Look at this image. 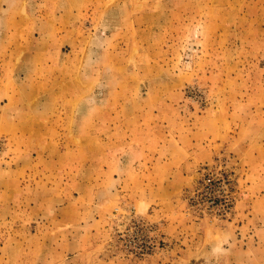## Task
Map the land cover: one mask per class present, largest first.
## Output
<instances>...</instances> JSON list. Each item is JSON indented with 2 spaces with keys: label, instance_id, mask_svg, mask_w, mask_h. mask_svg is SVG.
<instances>
[{
  "label": "rangeland",
  "instance_id": "1",
  "mask_svg": "<svg viewBox=\"0 0 264 264\" xmlns=\"http://www.w3.org/2000/svg\"><path fill=\"white\" fill-rule=\"evenodd\" d=\"M0 264H264V0H0Z\"/></svg>",
  "mask_w": 264,
  "mask_h": 264
},
{
  "label": "crops",
  "instance_id": "2",
  "mask_svg": "<svg viewBox=\"0 0 264 264\" xmlns=\"http://www.w3.org/2000/svg\"><path fill=\"white\" fill-rule=\"evenodd\" d=\"M155 158V157H154ZM158 158H161L160 157V155H158ZM152 166L151 167H153V170L154 169H157L158 167H160V168H158V169H162V166H163V168L165 167V170H166V172H169V173H175V174H178V176H179V174L180 173H183L184 172V168L183 169H179V167L175 164V165H172V163H170V157L167 159V160H163V161H161V162H159L158 161V159L157 158H155V161H153V163L151 164ZM137 167H139V165H137V166H135L134 168L135 169H137L138 170V168ZM123 169V167L121 168V170ZM183 172H182V171ZM106 172H107V174L110 176L111 174H113L114 176H115V173H110V172H114L113 170L111 171V169L110 168H107V170H106ZM153 172V171H152ZM154 172H155V170H154ZM180 177V176H179ZM107 181V180H106ZM116 184H118V183H116ZM130 185V184H129ZM114 189H115V187H114ZM112 191H114L113 189H112ZM119 190H118V188L116 189V193L119 195V196H121L122 194L121 193H119L118 192ZM116 193H115V195H116ZM129 193V192H128ZM114 195V194H113ZM118 195H117V197H118ZM129 195V194H128ZM137 199H141L140 201L142 202L141 203V206L143 207V209L145 210V211H149V209L154 205V204H162L163 202H159L158 201V197H156V196H152V195H148V196H141V197H138ZM138 204V203H137ZM137 207V206H136Z\"/></svg>",
  "mask_w": 264,
  "mask_h": 264
},
{
  "label": "built area",
  "instance_id": "3",
  "mask_svg": "<svg viewBox=\"0 0 264 264\" xmlns=\"http://www.w3.org/2000/svg\"><path fill=\"white\" fill-rule=\"evenodd\" d=\"M209 190H210V193H212V191H211V188H209ZM208 193V192H207ZM213 200V199H212ZM216 201L215 200H213L212 201V203H215Z\"/></svg>",
  "mask_w": 264,
  "mask_h": 264
}]
</instances>
